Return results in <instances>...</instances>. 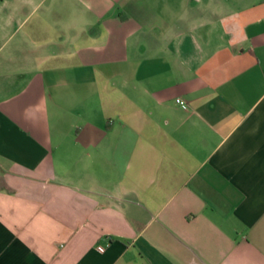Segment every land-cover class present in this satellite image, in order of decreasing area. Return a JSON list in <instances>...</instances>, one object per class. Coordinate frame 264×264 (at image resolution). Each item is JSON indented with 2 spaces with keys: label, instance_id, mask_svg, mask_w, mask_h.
Listing matches in <instances>:
<instances>
[{
  "label": "crops",
  "instance_id": "obj_1",
  "mask_svg": "<svg viewBox=\"0 0 264 264\" xmlns=\"http://www.w3.org/2000/svg\"><path fill=\"white\" fill-rule=\"evenodd\" d=\"M0 264H264V0H0Z\"/></svg>",
  "mask_w": 264,
  "mask_h": 264
},
{
  "label": "built area",
  "instance_id": "obj_2",
  "mask_svg": "<svg viewBox=\"0 0 264 264\" xmlns=\"http://www.w3.org/2000/svg\"><path fill=\"white\" fill-rule=\"evenodd\" d=\"M176 101L179 102V104L182 106V107H186L187 104L184 102V100H182L181 98L179 97H176ZM100 249H103V247H100Z\"/></svg>",
  "mask_w": 264,
  "mask_h": 264
}]
</instances>
